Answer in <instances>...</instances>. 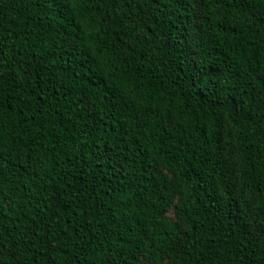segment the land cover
<instances>
[{"label": "trees", "instance_id": "1", "mask_svg": "<svg viewBox=\"0 0 264 264\" xmlns=\"http://www.w3.org/2000/svg\"><path fill=\"white\" fill-rule=\"evenodd\" d=\"M0 264H264V0H0Z\"/></svg>", "mask_w": 264, "mask_h": 264}]
</instances>
